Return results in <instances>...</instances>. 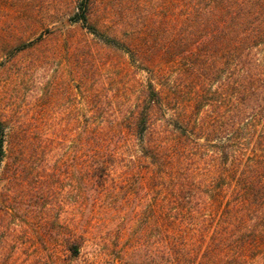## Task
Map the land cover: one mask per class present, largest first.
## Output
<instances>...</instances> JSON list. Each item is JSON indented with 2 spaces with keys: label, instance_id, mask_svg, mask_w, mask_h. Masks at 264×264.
<instances>
[{
  "label": "trees",
  "instance_id": "trees-1",
  "mask_svg": "<svg viewBox=\"0 0 264 264\" xmlns=\"http://www.w3.org/2000/svg\"><path fill=\"white\" fill-rule=\"evenodd\" d=\"M93 3L70 20L104 39ZM150 8L143 43L116 41L146 81L85 117L80 200L32 221L39 192L8 165L0 216L26 227L0 264H264V0H166L161 21ZM4 137L0 119V165Z\"/></svg>",
  "mask_w": 264,
  "mask_h": 264
},
{
  "label": "rangeland",
  "instance_id": "rangeland-1",
  "mask_svg": "<svg viewBox=\"0 0 264 264\" xmlns=\"http://www.w3.org/2000/svg\"><path fill=\"white\" fill-rule=\"evenodd\" d=\"M74 1L0 0V119L5 135L0 190L8 165L20 162L32 181L25 178L28 192H39L41 207L30 216L37 223L80 200L81 176L74 170L81 174L82 165L75 151L81 149L85 117L95 113L91 101L108 97L120 107L146 81L145 64L137 58L133 63L116 41L143 43L150 6L154 4L161 21L166 2L94 0L90 21L102 39L70 20ZM142 49L146 51L143 44ZM56 198L61 206L56 204L55 211L46 202L58 203ZM18 223L0 216V260L22 245L26 224ZM30 238L36 240L34 234Z\"/></svg>",
  "mask_w": 264,
  "mask_h": 264
}]
</instances>
